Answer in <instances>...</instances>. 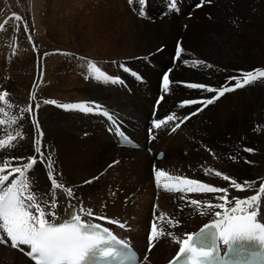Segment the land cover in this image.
I'll return each mask as SVG.
<instances>
[{
    "label": "bare ground",
    "instance_id": "1",
    "mask_svg": "<svg viewBox=\"0 0 264 264\" xmlns=\"http://www.w3.org/2000/svg\"><path fill=\"white\" fill-rule=\"evenodd\" d=\"M191 1L196 4L188 12L184 0H176L175 9L171 8V0H39V31L34 34L28 26L25 31L27 23L23 21L21 26L11 25V30L0 31V94L7 93L0 101V120L4 121L0 124V140L7 141L17 132L23 134V139L17 138L8 148L0 149V165L5 160L24 157L22 162L14 159L16 166L22 167L34 155V141L40 139L42 151L45 157L52 156L54 167L49 169L45 158L28 170L26 178L29 193L41 202L45 212H51L55 202L57 222L80 215L91 221L103 220L107 225L121 224L120 229L114 226L119 234L130 226L134 230L129 234L142 249L155 202L160 211L170 215L171 226L161 237L158 235V244L150 252L151 258L160 259L156 263L167 260L184 235L205 222H223L222 218L231 214L214 206L224 203L217 199L224 193L186 191L182 204H177V197L176 203L174 196L165 194L156 199L157 183L151 179L154 160L146 151L118 149L110 127L99 114L65 110L61 105H100L121 121L127 120L135 128L133 135L142 140L145 130L139 125L146 126L153 107L152 95L161 92L163 98L157 105L155 120H166L174 114L176 119L164 127L167 130L172 125L180 126L170 136L160 133L158 142L152 139L155 150H165L157 170L227 188V209L235 207L236 199L258 195L253 210L257 212L256 220L264 224V193L259 191L264 178L255 173L241 175L245 168L238 167L241 163L264 172V78L216 97L198 114L194 111L201 103L181 107L186 100L206 102L217 96L215 92L208 96L205 90L189 89L186 83L223 89L234 86L231 77L264 69V0H210L203 6H198L201 0ZM146 10L148 15L142 16L140 13ZM12 19L9 24H13ZM94 32L101 33V37H89L86 43L83 33L90 36ZM178 46L183 50L179 59ZM193 61L204 64L194 66ZM120 65L141 74L142 82L135 81L131 72L123 71ZM163 65L170 66L164 68V74L171 70L168 92L161 89L162 84L157 85L163 78L158 68ZM104 76L116 82H105ZM203 92L206 96H202ZM234 96L242 98L241 106ZM30 104L32 113H24L22 109ZM239 110L241 119L237 120ZM22 116L26 119L21 120ZM223 118L230 119L221 128ZM33 119H38L42 136L35 130ZM207 131H216L213 142L204 134ZM254 147H258V154ZM49 171L60 187H53ZM217 171L221 173L219 177L215 175ZM224 175L230 177L229 181L223 179ZM233 179L244 191L231 185ZM252 182L255 184L249 186ZM69 189L73 191L71 197ZM192 200L198 203L192 204ZM199 210L220 215L197 223L194 219ZM21 248L23 251L13 249L10 241L0 243V264H33L25 258L30 247Z\"/></svg>",
    "mask_w": 264,
    "mask_h": 264
},
{
    "label": "snow or ice",
    "instance_id": "2",
    "mask_svg": "<svg viewBox=\"0 0 264 264\" xmlns=\"http://www.w3.org/2000/svg\"><path fill=\"white\" fill-rule=\"evenodd\" d=\"M205 2H210V0H201V4L198 6H203ZM140 3H144V0H140ZM171 8H176V0H171ZM142 16L144 12L140 13ZM16 21H20L21 17L16 16ZM9 21H5L4 25H0V28L5 27ZM25 31H27V25H25ZM31 39V37H29ZM182 48L177 47L176 57L180 58L182 53ZM188 63V61H185ZM204 64L203 61H193V65ZM120 67L125 72H131V74L138 80L141 77L131 71L125 65H120ZM207 67H212L207 65ZM171 70H169L170 72ZM169 72H165L162 78V88L164 92L169 91L170 86V75ZM260 78H264V69L257 68L253 71H248L243 73L241 77H231V80H235L233 87L225 86L223 89L217 91L211 86H206L200 83H186L185 86L189 89H201L209 93L216 92L217 97L224 95L226 92L233 91L236 89L243 88L250 85L251 83L257 81ZM99 79V77H97ZM104 81H111L115 83L116 81L109 76L103 77ZM7 93L0 94V101H3ZM33 98H35L33 96ZM213 99H208L206 102L198 100H186L181 104V107L202 103V104H212ZM45 103H55L54 101H45ZM65 110H80L84 113H94L100 112L101 106L96 104H85V103H71L61 105ZM39 108V104L36 105ZM202 110V109H201ZM0 111H3L0 108ZM24 113H32V105L30 104L27 108L22 109ZM104 116H109V113L105 110L103 111ZM21 120L26 119L22 116ZM176 119L175 115H168L166 120H157L152 124L153 130L161 129L162 125L166 122H172ZM184 119H187L185 117ZM4 121L0 120V124ZM13 123H16V118L13 117ZM33 124L35 130L40 132V124L38 119H33ZM176 124L175 127H179ZM43 133L40 132V136ZM17 138L23 139V134L17 132L15 135H10L8 140H0V149L8 148L10 142L17 140ZM126 139V137H125ZM34 155L27 158L28 162L23 163L21 166H16L14 159L17 162H22L25 158L19 157L14 159L5 160V162L0 165V243L7 244L8 241L11 242V247L13 249H20L23 251L21 246H29L30 251L25 254L29 256L35 264H91L92 258L97 255L98 251L100 255L105 257H113L117 255L114 248H106L98 250V246L103 243V237L97 234L96 230H100L99 224H88L82 223L80 215L74 216L71 220H66L62 223H57L59 219L56 212L55 202L52 204V211L46 213L44 207L37 198L29 193V183L26 178V173L28 170L33 169L38 163L45 161L48 162V168L52 169L54 167L52 156L50 154L45 157L42 148L44 145L40 139L34 141ZM245 151H250V149H245ZM49 178L52 181L54 188H58L61 184L54 178L53 172H48ZM155 180L157 186H160L161 178L165 180L176 181L175 184L165 183L163 185L164 190L169 192H196L203 191L208 193H224L222 196H218L217 199L224 201L222 204L214 205L216 208H224L225 212L237 213L238 211L241 215L224 217L223 222H216L210 226H205L202 228L195 236L198 239L197 243H192L193 236L188 235L187 239L181 242L180 251L176 257V264H179L182 257H186L184 264H214L215 261H225V257L228 255L226 252L224 256L220 255V248L217 241H221L228 249L233 250L232 246L242 240L256 241L262 250H264V224L256 223L255 218L257 212L245 211L242 205H247L248 209H253L254 202L257 201L258 195H252L244 200L236 199L235 207L231 209L225 208V204L228 202V189L213 187L205 183H201L196 179L182 178L179 175L171 176L165 171L156 170ZM217 177L221 175L219 171L215 173ZM223 179L229 181L230 177L224 175ZM91 181H87L90 183ZM248 183V182H245ZM252 182L249 186L254 185ZM231 185L238 191H244V187L237 183L235 179L231 180ZM259 191L264 193V183L260 184ZM68 195L71 197L73 191L68 190ZM192 204L198 203L196 200L191 201ZM35 209V214L32 212ZM217 216L220 215L219 212L216 213ZM50 216L51 219L47 217ZM208 228L215 229V231H208ZM92 229L93 231H89ZM103 232H108L107 228L102 229ZM162 234V233H161ZM5 235L6 238L5 239ZM109 235H111L109 233ZM115 240V237H112ZM155 239H158L157 225L155 222L151 225V232L149 234V243L151 244ZM117 243H122L117 241ZM123 247L127 249V244L124 243ZM120 264H124L120 261ZM227 264V262H225Z\"/></svg>",
    "mask_w": 264,
    "mask_h": 264
},
{
    "label": "rangeland",
    "instance_id": "3",
    "mask_svg": "<svg viewBox=\"0 0 264 264\" xmlns=\"http://www.w3.org/2000/svg\"><path fill=\"white\" fill-rule=\"evenodd\" d=\"M38 1L39 0H0V25H4L5 24V21H8L9 18H13L10 23H13V24H7L5 27L3 28H0V31L4 30V28H8V30H11L10 29V26L14 25L15 27H18L19 25L21 26V21L27 23L26 25L28 26V28L32 29L33 30V33L35 34L36 31L38 30V25L36 23V20H37V13L39 11V8H38ZM184 3H185V10L188 11V12H191L190 10L193 8V6L196 4L193 3L191 0H184ZM163 7V5H162ZM161 7V8H162ZM147 10L145 11V14H147ZM20 16L21 17V20L20 21H16L15 20V17L16 16ZM185 16V15H184ZM188 17L190 18L191 16L188 15ZM179 18V17H178ZM14 20V21H13ZM15 23V24H14ZM264 26V15H263V18H262V30H263V27ZM84 29V30H83ZM86 27H83L82 30L84 32H86ZM39 31V30H38ZM263 32V31H262ZM86 33H83V36L85 37V42L88 43L89 40H91V38L89 37H94L96 40L99 39V37H101V33H98L97 32H94V33H91L90 36L89 35H84ZM97 34V35H96ZM100 34V35H99ZM264 34V32L262 33V35ZM94 35V36H93ZM98 36V37H97ZM264 36V35H263ZM262 36V37H263ZM2 35L0 34V39H1ZM89 38V39H88ZM88 41V42H87ZM1 43V42H0ZM262 54H264V44H262ZM167 60H168V55H167ZM166 60V61H167ZM174 65V63H173ZM166 67H170L169 65H163L161 68H158V72L159 74L161 73V77L164 75V68ZM171 73V72H170ZM169 73V74H170ZM160 77V78H161ZM157 83V80L155 81ZM159 84H162V81H158L157 85ZM232 87V86H231ZM224 88V87H223ZM162 89V87H161ZM222 89V87H219L217 88V90H220ZM214 92L212 93H209L208 96L212 95ZM216 93V92H215ZM202 96H206L205 95V92L202 93ZM263 98H264V92L262 94ZM217 97V96H216ZM203 97H201L200 100H203L202 99ZM234 100L236 101V103L241 106L242 104V98H236V96L233 97ZM153 96H152V100H153ZM220 98L218 100H215V101H219ZM207 105V104H206ZM205 105V106H206ZM211 105V104H210ZM209 105V106H210ZM204 106V107H205ZM203 107V108H204ZM222 107H226V106H222ZM231 111H232V108H231ZM198 114V113H197ZM195 114V115H197ZM235 118L237 120H240L241 119V115H240V110H239V113L236 114ZM234 118V120H235ZM230 119V118H229ZM226 119H222V124L220 125L221 128L223 127L224 124L227 123ZM236 121V120H235ZM262 123H264V121H262ZM147 125V123L145 124ZM216 132V131H215ZM215 132H212V131H207L206 133H204L210 140V142H213L215 140V137H214V134ZM262 132L264 133V124H262ZM204 134L201 136V140L203 141V137H204ZM253 150L258 154V147H254ZM178 157V156H177ZM151 158V157H150ZM153 159V158H152ZM251 163L253 164H256V161H253V160H250ZM238 167H243L245 168L244 172L241 173L242 174H250V175H253L254 173L257 175V176H263L264 178V172L262 171H253L249 168L246 167V165H242L241 163L238 165ZM238 167L236 169H238ZM262 172V173H261ZM216 212H208V210H199L196 218L194 219V222H197V223H201V222H204L206 220H208L209 218L215 216ZM210 216V217H209ZM48 219H51V217H47ZM224 220V217L222 218ZM28 250V249H26ZM25 251V250H24ZM25 258H26V255H25ZM154 262H159L160 259H153L151 258Z\"/></svg>",
    "mask_w": 264,
    "mask_h": 264
}]
</instances>
